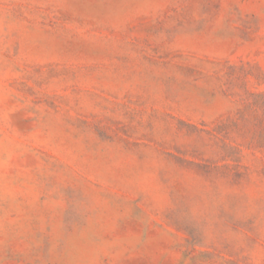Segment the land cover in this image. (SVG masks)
<instances>
[{
  "label": "rangeland",
  "instance_id": "1",
  "mask_svg": "<svg viewBox=\"0 0 264 264\" xmlns=\"http://www.w3.org/2000/svg\"><path fill=\"white\" fill-rule=\"evenodd\" d=\"M0 264H264V0H0Z\"/></svg>",
  "mask_w": 264,
  "mask_h": 264
}]
</instances>
